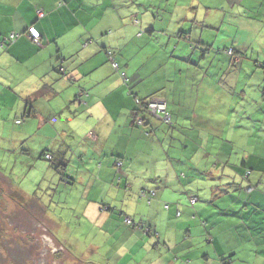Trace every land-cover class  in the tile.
Masks as SVG:
<instances>
[{
  "label": "crops",
  "instance_id": "crops-1",
  "mask_svg": "<svg viewBox=\"0 0 264 264\" xmlns=\"http://www.w3.org/2000/svg\"><path fill=\"white\" fill-rule=\"evenodd\" d=\"M62 1L63 3H60V0H0V35L6 36L13 32L23 35L15 44L9 46L7 52L11 57L3 56L0 63L10 69L6 74L12 72L11 69L16 70L8 75L11 79L6 83L13 85V97L17 100L12 99L9 117L21 120L26 116L20 130H17L18 135H40L42 142H46L53 155L63 154L66 148L70 150L71 147L65 144L71 145L69 139H76L78 146L74 149L75 153L85 162L88 160L84 168L79 167L80 172L76 176L81 182L79 185L83 196L88 199L92 197L94 209L98 212L97 225L104 231L102 238H95L96 245L92 244L93 248L102 255V250H110L112 255L109 259L116 261L113 264H185L184 260L187 264H232L238 249L233 247L229 231L243 228L244 231L240 232L242 241L252 249L259 250H254L256 254L252 259L257 262V257L264 248V212L257 211V207L262 206L264 209V192L257 190L256 194L248 199L238 196L237 201L241 205L234 209L235 206L225 208L223 215L218 217L227 228L216 232L215 227H210L213 226L212 221H209V217L206 218L209 215L206 207L181 212L167 202L172 201L173 195L178 193L176 185L186 177L184 170L194 169L196 180L206 179L201 171L202 167H209V162H205L204 157L207 156L210 160L213 154L210 149H204L210 139L203 132L202 138L199 136L198 139L199 144H202L200 148L203 155L197 161L196 154H190L194 140L184 135L188 133L185 126L188 118L201 117L204 112L197 106L193 110L188 108L195 84L189 73L186 72V76H170L165 82L168 68L163 70L165 73L160 71L164 68L162 59L159 58V65L156 61H151L150 57L154 56L145 54L148 47L142 48L141 54V49L138 50L133 40L126 41L121 46L116 36H104L102 42L106 47L124 49L121 58H117L128 77L127 84H124L119 74L105 63V52L94 43L86 47L88 49L83 47L87 38L96 36L94 32L97 30L91 28L93 21H104L105 16L112 11H102L101 0H90L92 4L87 8H84V0ZM102 1L106 3L105 0ZM205 7L210 9V13L214 11L215 17L211 20L213 22L217 23L223 13L224 20L228 23H236L234 20L238 18L244 21L243 24L240 22L242 27H257V42L251 48L245 43L242 46L232 45L231 48H238L237 53L247 57V60L243 61V57L231 60L233 67L229 68L232 71L229 69L226 72L238 76L235 75L227 86L225 83H219L220 80L215 74L210 76L211 80L203 73L204 78L198 89L201 97L199 103H203L202 96L211 99L214 97L213 87L220 91V96H225L223 101L227 99V95L235 96L236 91L245 97L246 90H250L254 92V96L264 89L263 72L256 67L257 63H264V0H209ZM96 8L101 10V17L93 15ZM39 9L45 11V18H38ZM112 20L111 25L107 26L115 29L121 19ZM175 22L176 19L173 26ZM32 27L40 33L43 48L36 47L27 35V30ZM244 40L243 38L238 41ZM223 54L227 56L224 51ZM57 57H69V64L64 65L68 76L56 72L59 64ZM132 61L134 65L129 67L128 62ZM251 66L254 69L253 74L258 70V80L253 82V85L252 82L246 81L251 74L243 75L246 72L244 67L250 72ZM180 78H183L181 88L174 89L172 83ZM53 80L58 84L51 86ZM206 81H209L210 87L204 93ZM164 82L169 84L164 86ZM46 86L49 88L48 92L44 90ZM82 88L87 89V94L81 97V104L72 103L77 94L82 93ZM228 90L232 91L231 94ZM39 91L46 93L45 96L27 102L29 96ZM150 94H155L166 104L167 111L173 116V129H159L156 127L157 121L152 120L145 129L132 125L134 99H144ZM6 101L4 99L5 103ZM68 105L69 110L66 108ZM180 122L183 126H180ZM170 136L175 138L173 143L169 139ZM155 137H161L162 140L157 141ZM219 138L223 142V138ZM43 145L30 149V152L38 154L35 156L32 153L31 157H34L36 162L43 163L35 165V169L41 173L44 172L45 166L52 170L49 164L39 158ZM217 151L218 158L223 157V143ZM117 156L124 160L121 168L116 167ZM222 160L225 166L230 165L228 158ZM69 168L71 170V167ZM247 169H250L253 175L256 170H264V165L261 161L249 159ZM36 182L37 178L32 184ZM257 183L262 184V181ZM10 189L13 190L12 186ZM143 189H154L157 192L152 202L140 199L139 193ZM17 193L19 195L20 192ZM33 200L37 208H44L38 199ZM43 210L46 213V209ZM124 214L150 227L149 232L152 230L154 236H148L142 229L126 226ZM67 228L64 227L60 232L62 238L68 236ZM206 244L213 246L206 248ZM197 250L206 252L205 260L200 256L196 257Z\"/></svg>",
  "mask_w": 264,
  "mask_h": 264
},
{
  "label": "rangeland",
  "instance_id": "rangeland-1",
  "mask_svg": "<svg viewBox=\"0 0 264 264\" xmlns=\"http://www.w3.org/2000/svg\"><path fill=\"white\" fill-rule=\"evenodd\" d=\"M105 1L104 7L110 6V0ZM123 2L127 3V7L124 4V6L117 8L118 11L121 12L122 17L126 18V20L131 21L133 17H137L140 21L144 22L151 18L152 12H155L156 16L163 18L164 24H169V26L180 13H184V10H189V5L193 6L191 5L192 0H130V3L128 0H123ZM194 2L193 0L192 3ZM83 4L85 5L84 8H87L92 3L90 0H84ZM191 13H194V11ZM227 14L230 15V12L227 11ZM234 22L236 23H228L225 21L222 13L220 19L217 20L214 26V30L205 31L203 39L210 45L208 48L210 53L206 55L204 60L200 57L199 53L194 55V61H198L200 65L193 75L189 74L195 83L193 86L194 91L189 99L193 107L192 110L197 106L199 110L204 112L201 117L192 116L188 118L187 125H185L188 133L184 135L194 140L190 147V154H196L195 159H197V161H199L198 158L203 155L198 141L199 136L202 138L204 132L206 137L210 139L209 143H206L204 149H210L213 154L210 160H208L207 156L204 157L205 162H209V167L205 169L202 167L203 170L201 171L206 179L196 180L194 169L184 170L186 177L176 185L178 193L173 195L174 199L172 201L167 200L168 203L172 204L173 208L179 209L181 212L187 211L188 209L195 211V209L199 207H206L209 213L206 218L209 217V221H212L213 226L210 225V227H215V232L218 230L223 231L227 228L226 224L223 225L222 220H218V217L223 215V210L225 208L235 206L233 207L234 209L239 207L241 203L237 201L238 196H242L243 199H248V197L255 193L247 192V188L252 187L260 193L264 192V170L254 171L253 175L246 181L242 180V173L240 171L243 169L245 170L241 163L244 159L246 161L248 160L245 157L257 155L264 156V97L263 100H260V98L262 99V96H264V90H262L261 93L258 91L254 96L253 91L246 90L247 96L250 97L251 95L250 99H244L242 95H240L241 92L236 91L237 93L235 96L231 95V97H229L227 95V99L223 101L225 96H220V91L217 90L216 87H213L212 92L215 93L214 97L211 99L202 96L203 103H199L201 97H199L198 89L204 78L203 72L205 76L208 72L207 76L212 80L210 73L213 71V67L217 68L224 66L221 70L219 69L216 77L220 80L219 83H225L226 86L236 75L226 72L230 68L228 67V63L224 62L223 64L225 56L222 53L224 48H231L232 45L242 46L243 43L251 48L257 42V32L255 31L257 27L254 25L242 27L240 22L243 24L244 21H240L238 18H235ZM175 35L177 34L175 33ZM243 38L245 39L244 41H238ZM166 40L167 39L164 38V44L167 43ZM187 44L188 50L191 51L189 46L190 43L187 42ZM237 51H239L238 48ZM150 59L154 61L153 57H150ZM249 70L251 71L247 72V69L244 67V71L246 72L243 75L247 73L251 74V77L246 81L252 82L253 85V82L258 80V70L255 74H253L254 69L252 66ZM230 71L232 70L230 69ZM182 82L183 78L178 79L177 82L174 81L172 83L174 89H180ZM209 87V81L204 82V93ZM190 88H192V86H190ZM228 91L229 94H231L232 91ZM0 106H4L2 101H0ZM3 114H5V111L0 113V189L2 190H0V223L2 224L0 230L7 231L9 236L13 229L8 227L9 223L11 222L14 225L11 220L13 219L11 213L12 211L14 213L16 209L21 212L29 209L25 214L33 218L31 221L30 218H28V227L32 233L27 238V241L30 242L32 247L26 242L21 244V241H18L20 247L26 251L15 252L19 257H25V261H15L17 262L16 264H39V260L42 257L40 254L42 253L46 254V262L41 264L115 263V259H109L110 255H112L110 250H102V255L98 254L92 246V244L96 245L95 238H102V234L104 233V231H101L100 226L97 225L99 220L98 212L94 209L93 202L91 201L92 197L88 199L84 197L83 194H78L74 191L73 197L66 200V196H68L67 193L71 191L65 187H60L54 196L55 192L54 194L49 193L46 186H40V184L37 186L38 182L50 179L53 171L45 166L43 173L38 172L35 169V165H42L43 163L40 164L34 160V157H30L29 154L27 155L25 148H29L31 145H34V147L40 145L43 138L39 135L35 138H30L26 142L21 140L23 137L18 135V131L16 130V119L14 117H8L3 120V117H6L3 116ZM179 124L180 126L182 125L181 122ZM156 127L159 129H167L159 122H156ZM219 136L223 138V142ZM169 139L171 143H173L175 138L170 136ZM155 140L160 141L162 139L161 137H155ZM69 142L72 146H78L76 139H69ZM222 143L223 157L218 158L219 153L217 149ZM34 155L37 156L38 154L34 153ZM223 158H230V165L225 166L223 163L219 165L218 161L222 162ZM40 159L44 161L41 157ZM189 167L192 166L189 165ZM35 178H37V182L32 184ZM259 180L262 181V184L257 183ZM10 186H12L13 190L10 189ZM17 190L20 192L19 195L12 193ZM25 190L28 191L29 195H21ZM34 191H37L35 195H33ZM4 194L5 196H3ZM191 196H195L199 200L194 208H192L189 202ZM33 198H39L42 206L46 209V213H44V208H41L42 210L37 208V210L32 211L34 208ZM62 201H65V203L61 205L64 207V210L60 207V202ZM74 208L76 211L72 210ZM257 211L262 213L264 209L262 206L257 207ZM7 216L10 217V220L7 219ZM199 220L198 218L197 221L199 222ZM2 227L5 229H2ZM64 227H68V236L62 238L60 232ZM202 229L205 231L204 228ZM237 230L238 229L229 231L231 234L230 237L233 239L232 245L238 249L232 264H264V248H262V252L259 253L257 257L258 261L254 262L252 259H254V254H256L254 250L256 249H252L249 244L242 241L240 232L244 231L243 228ZM40 234H44L46 237ZM21 236L25 237L26 235L22 234ZM29 238H32L31 241ZM46 242H48L49 245H47ZM7 243H14V241L10 240V242ZM65 243H67V245ZM8 245L13 246V244ZM15 245L19 246L17 242H15ZM212 246V244H206V248ZM13 248L15 247L13 246ZM13 248H8L6 252L0 250V254L4 257L2 259L3 261L0 260V264L10 263L11 259L9 258V254ZM196 248L198 249V247ZM57 249L61 250L62 259H57L55 255L53 256L50 254ZM205 253L206 252H199L197 250L196 257L200 256L202 260H205ZM101 256L109 260H105V262L101 261L104 260ZM7 258H9L10 261ZM183 262L187 264V261L184 260Z\"/></svg>",
  "mask_w": 264,
  "mask_h": 264
},
{
  "label": "trees",
  "instance_id": "trees-1",
  "mask_svg": "<svg viewBox=\"0 0 264 264\" xmlns=\"http://www.w3.org/2000/svg\"><path fill=\"white\" fill-rule=\"evenodd\" d=\"M129 1L130 0H128V2ZM194 1H195L194 3H192L193 0L191 2V5H193V6L189 5V10H184V13H180L179 16L176 17L175 23L177 24V26L175 24V26H176L175 27V26H173V22H172V24L170 23V26H169V24H164V21H163L164 19L157 17L155 12H152L151 18H149V20L148 19L145 20L144 22L140 21L137 17H133L131 21L130 20L126 21V18L122 17L121 12H119L118 8H117V7L124 6V4L127 7L126 2H123V0H116V1L110 0V6L104 7V5H105L103 3L104 1L101 0V2H100V6L102 7L101 10L102 11L103 10L112 11V12H109V14L111 16L109 14H107L105 16L104 21H97L96 19L95 20L93 19L94 25L91 28L93 30L94 29L97 30L96 32H94L96 34V36H94V37L92 36L90 38H87L83 43V47H84V49H88L86 47H88L90 44L94 43L100 48V50L103 53L105 52L106 58H107V59L104 58L105 63L109 64L111 66V68L117 74H119V76L122 79V81L124 82V84H127L128 77H127V74L124 71V69H122L120 62L118 61V59L121 58L122 52L124 49L120 48L119 50H117V49L112 48V47L111 48L106 47L102 42V40H104L103 39L104 36H106V37L109 35L116 36L117 40L121 43V46L124 45L126 41L133 40L132 42H134L136 44V46L138 47V50L141 49L140 50L141 54H142V48L148 47L149 48L148 52H146L145 54H147L149 57L154 56L153 60L156 61L157 64H158V61H160L159 58L162 59L164 68L160 69V71L162 73H165V71H163V70L168 68L167 69L168 70V73H167L168 77H166L165 82H167V80H169V78H171L170 76L174 77L177 74H180V76L182 74H184L186 76V72H187V73L193 75L196 72V70L199 68V65H200V64H198V61L197 62L194 61L193 56L199 53L200 57L204 60L206 58V55L210 53L208 50L210 45L208 44V42H205L203 40V36H204L203 33H205V31L214 30L213 26L216 25V22L211 21L215 17L214 11H212V13H210L211 12L210 9L205 7L208 5L209 0H194ZM61 2L63 3L62 0H60V3ZM99 8L95 9V12L93 14L94 16L96 15V16L101 17L102 12ZM98 10H99L100 14H98ZM193 11H194V13H191ZM118 12L120 15L118 14ZM37 15H38L39 19H43L47 16L45 11L40 10V9L37 12ZM113 16H116V17H113ZM112 19H114V20H118V19L120 20L121 19V21L119 23H117L118 27H117V24L115 25V29H110L108 27L113 22ZM212 22H213V24H212ZM107 24H108V26H107ZM103 26H104V28H103ZM105 26H106V29H105ZM172 27H173V29H172ZM32 29L36 30L34 27L28 29L27 35L30 36L32 43L36 47H38L39 49L43 48V44L41 42L42 37H41L40 33L36 30L39 37H38V39H34L32 33H31ZM170 30H173V31H170ZM175 33L177 35H175ZM0 36H1V38H0V58H2L3 56L11 57L7 52L9 49V46L15 44L23 35L16 33V32L15 33L13 32V33L6 35V36H4V35H0ZM164 38L167 39L166 44H164ZM187 42L190 43L189 46H190L191 51L188 50ZM224 53L227 56H225V58L223 59V64H224V62H226V63H228V67H231V68L233 67L231 60L234 61V59L242 58V57L244 58V59L242 58L243 61L247 60V57L242 56L240 53H237V50H235L233 48H224ZM56 59H58V63H59L58 64L59 70L57 69L56 72H58L59 74L68 76V73L64 68L65 67L64 65L69 64V61H68L69 57H57ZM71 62L72 63L74 62L73 59ZM132 65H134L133 61L128 62L129 67ZM123 67L126 68L124 65H123ZM256 67H258V70H260L264 73V63H261V64L257 63ZM222 68H224V66L223 67H217V68L213 67V71L210 73V76H214V74L217 75L219 69L221 70ZM9 70L10 69H7L6 67H4L0 63V78L3 77L0 80V87H1L0 88V101H2V103L4 105V106H0V113L5 111V114H3V116H6V117H3V120L7 119L10 116V115H8V111L11 109V104H12L13 100L17 101L16 99H14L15 97H13L14 96L13 85H10V83H6L7 80L11 79L10 76H8V75L13 74L12 73L13 70L14 71H16V70L11 69L12 72H9L8 74H6ZM206 75H208V72L206 73ZM56 82H57L56 80L55 81L53 80V82L51 81V86L58 84ZM165 82H164V84H165ZM164 84H161V86H163ZM168 84L169 83L165 84L164 86H167ZM47 86L44 87V90H47L46 92L49 91V88H47ZM82 90H83L82 93L81 94L78 93L77 96L75 97V99L72 101V103L76 102L78 105L81 104L80 103L81 97L83 96V94H87V89L82 88ZM262 90H264V89H261L259 91V93H261ZM44 94H46V93H44L43 91L36 92L27 98V102H30L31 100H37L38 98H42L45 96ZM240 95H242V97H243V94H240ZM240 95H239V97H240ZM263 97L264 96H262V100H263ZM243 98L244 99H250L249 96H247V95ZM4 99L7 100L6 103L4 102ZM153 100H158V98L155 96V94L147 95V97L144 99H139V98L134 99V107L135 108L131 112L132 125L138 129H145L146 126L149 125L151 120H152V121L159 122L160 124H162L163 127H166L167 129L168 128L173 129L174 128L173 116L169 111H167V112L169 113V116H170V123H165L161 118H159V117H157L151 113V111L149 109V103ZM189 107L191 109L193 108L191 106V103L188 106V108ZM66 108H67V110H69L70 105H68ZM14 118L16 119V122H15L16 130L19 131L20 125H22L23 122H25V120H26V119H24V118H26V116L21 120L18 119L17 117H14ZM139 120H142L143 123L139 124L138 123ZM26 136H24V137L21 136V137H23V138H21V140L26 142L30 138H35L29 134ZM92 136L94 138H96L95 135L92 134ZM41 145H43L44 147L41 151L42 154L39 155V158L41 157L45 162H47V164L50 163L49 167L51 166L53 174H51L50 179L44 180L43 182H38L37 186L39 184H40V186H42V185L46 186V189L49 193L54 194V192H55L54 196L56 195V191H58L60 187H63V188L65 187L66 189L71 191V192L67 193L68 196H66V200L73 197L74 191L78 194H80V193L82 194V188L79 185L81 182L79 181V177H77L76 175L79 174V172H80L79 167L82 166L84 168V166L88 160H86V162H85L81 156H78L75 153L74 149H76V146H72V145H69L67 143L65 144V146L71 147V149L68 150L66 148L64 150L63 154H61V155L60 154L59 155H53L52 152H50L51 148L48 145H46V142H41L40 145L35 146V147H39ZM199 145L201 147L202 144H199ZM31 146H29V148H25L27 155L29 154L30 157L32 156V153H34V152H30V149L33 150V148H35L34 145H31ZM247 159L248 160L252 159V160H256V161H261L262 164L264 165V156H261V155L249 156ZM72 160H73V162H72ZM116 160H117V161H115L116 167L121 168L123 166L124 160L119 156H117ZM248 160L246 161L244 159L241 161L243 168H245V170L243 169L244 171L242 170L243 173L241 175V178L244 181L248 180L250 178V176L252 175V171L250 169H247ZM228 161L230 163V158H228ZM218 162L220 164L223 162V160H222V162H220V161H218ZM69 167H71V170ZM116 172L119 173L118 171H116ZM181 176L183 177L184 174H181ZM250 188H252V187H250ZM252 189H253V191H251L249 193H254L257 191L254 188H252ZM25 191H23L22 194L29 195L28 191H26V192ZM143 191H148L149 193L151 191H154L157 195V192L154 189L153 190L143 189L139 193V196L141 195V193ZM17 192H18V190H17ZM17 192L14 191L12 193L18 194ZM36 193H37V191H34L33 195H35ZM3 196H5V194ZM34 197H36V196H34ZM37 199L39 200V198H37ZM154 199H155V197L151 198L150 202H152ZM144 200H146V199H144ZM150 202H148V203H150ZM39 203L41 204L40 200H39ZM62 203H65V201H62ZM61 205L62 204H60V207L64 208ZM126 219H131L132 223H134V226L133 225H127L125 223ZM123 220H124V223L126 226H128L130 228H134V229H142L145 232V234H147L148 236L149 235L154 236V233H152V230H151V232L147 231V230H150L151 228L148 227L147 225H145L143 222H140V221L136 220L135 218H133L129 215H125V214L123 216ZM56 258L62 259V252H60L58 255H56Z\"/></svg>",
  "mask_w": 264,
  "mask_h": 264
},
{
  "label": "flooded vegetation",
  "instance_id": "flooded-vegetation-1",
  "mask_svg": "<svg viewBox=\"0 0 264 264\" xmlns=\"http://www.w3.org/2000/svg\"><path fill=\"white\" fill-rule=\"evenodd\" d=\"M33 207L34 208L32 209V211L33 210H37V207L35 205H33ZM27 210H29V209H26L23 212H21L19 210H14V213H13V211H12L11 214L13 215V219H11V220L13 221L14 225L11 222L9 223L8 227L9 228H13L12 232L9 234V236H8L7 231L0 230V250H2L3 252H6V250H8V248H13V246L15 247V248L12 249V251L9 254V256H10L9 258L11 259V261L9 260V258H7L10 261V263H5V264H16L17 262H15V261H20V260H24L25 261V259H24L25 257L24 258L23 257H19L18 255L15 254V252L16 251H18V252H25L26 251L22 247H20V243L18 241H21V244L26 242V243H28L30 245V242L27 241V238H28L29 235H31L32 232H30V228L28 227V218H30V221L33 220V218L29 217V216H27L25 214V212ZM7 219L10 220V217L7 216ZM1 225L2 224L0 223V228H1ZM2 229H5V228L2 227ZM33 232H34V230H33ZM22 234L26 235L27 237L26 236L22 237L21 236ZM40 235L43 236V237H46L44 234H40ZM32 236H30V237H32ZM31 239L32 238H29L30 241H31ZM4 240H5V242H4ZM10 240L14 241V243H7V242H10ZM15 242H17L19 244V246L15 245ZM46 243H47V245H49L48 242H46ZM8 244H13V246H9ZM60 252H61V250L57 249L53 253L51 252L50 254H52L53 256L54 255L56 256ZM40 255L42 257L39 260V264L45 263L46 262V260H45L46 254L42 253ZM6 257H8V256H6ZM3 258L4 257L0 254V260H2ZM8 260H7V262H8Z\"/></svg>",
  "mask_w": 264,
  "mask_h": 264
},
{
  "label": "built area",
  "instance_id": "built-area-1",
  "mask_svg": "<svg viewBox=\"0 0 264 264\" xmlns=\"http://www.w3.org/2000/svg\"><path fill=\"white\" fill-rule=\"evenodd\" d=\"M31 33L34 37V39H38L39 35L37 33L36 30L32 29ZM149 109L151 111L152 114H154L155 116L161 118L165 123H170V116L169 113L167 112L166 109V105L164 102L160 101V100H153L149 103ZM139 124H142L143 121L139 120L138 121ZM253 189H249L248 191L251 192ZM156 195V193L154 191H151L150 193L148 191H143L140 195L141 199H146L148 202H150L151 198H154V196ZM190 202L192 205H194L197 202V198L196 197H190ZM179 215V213H178ZM125 223L127 225H133L134 223H132L131 219H126ZM149 232V230H147Z\"/></svg>",
  "mask_w": 264,
  "mask_h": 264
},
{
  "label": "clouds",
  "instance_id": "clouds-1",
  "mask_svg": "<svg viewBox=\"0 0 264 264\" xmlns=\"http://www.w3.org/2000/svg\"><path fill=\"white\" fill-rule=\"evenodd\" d=\"M158 100H159V99H158ZM160 101H161V100H160ZM162 102H163V101H162ZM165 105H166V104H165ZM166 109H167V107H166ZM249 189H252V188H250V187L247 188V192H249V191H248ZM252 191H253V190H252ZM154 197H156V195H155ZM191 197H192V196H191ZM193 197H195V196H193ZM196 198H197V197H196ZM189 202H190V200H189ZM197 202H198V199H197ZM197 202H196V203H197ZM196 203H195V204H196ZM190 204H191V202H190ZM195 204H194V205H195ZM194 205L191 204V206H194ZM178 213H179V211L177 212V214H178Z\"/></svg>",
  "mask_w": 264,
  "mask_h": 264
}]
</instances>
